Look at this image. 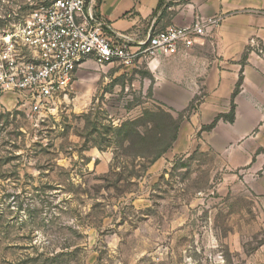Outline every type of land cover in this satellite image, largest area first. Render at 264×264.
<instances>
[{"label": "rangeland", "instance_id": "rangeland-1", "mask_svg": "<svg viewBox=\"0 0 264 264\" xmlns=\"http://www.w3.org/2000/svg\"><path fill=\"white\" fill-rule=\"evenodd\" d=\"M40 4L0 0V34ZM156 73L90 64L40 114L0 97V264H264V195L207 152L172 156Z\"/></svg>", "mask_w": 264, "mask_h": 264}, {"label": "crops", "instance_id": "crops-1", "mask_svg": "<svg viewBox=\"0 0 264 264\" xmlns=\"http://www.w3.org/2000/svg\"><path fill=\"white\" fill-rule=\"evenodd\" d=\"M90 10L133 44L150 29L221 17L219 27L154 63V97L180 120L172 156L200 150L264 195V0H90ZM188 112L187 118L181 114Z\"/></svg>", "mask_w": 264, "mask_h": 264}, {"label": "built area", "instance_id": "built-area-1", "mask_svg": "<svg viewBox=\"0 0 264 264\" xmlns=\"http://www.w3.org/2000/svg\"><path fill=\"white\" fill-rule=\"evenodd\" d=\"M90 0H41L14 29L0 34V97L10 93L31 114L48 112L90 64L119 62L150 68L162 58L192 48L197 39L220 26L221 17L197 18L186 26L152 28L137 44L94 16Z\"/></svg>", "mask_w": 264, "mask_h": 264}]
</instances>
